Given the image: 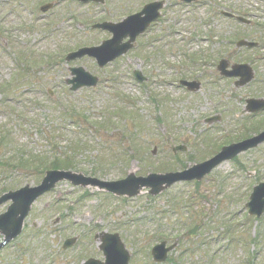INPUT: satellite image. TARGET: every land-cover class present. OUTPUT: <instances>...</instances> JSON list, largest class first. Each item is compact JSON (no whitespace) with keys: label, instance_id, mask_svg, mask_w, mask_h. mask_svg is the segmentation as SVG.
Listing matches in <instances>:
<instances>
[{"label":"rangeland","instance_id":"374dc122","mask_svg":"<svg viewBox=\"0 0 264 264\" xmlns=\"http://www.w3.org/2000/svg\"><path fill=\"white\" fill-rule=\"evenodd\" d=\"M49 1L52 8L41 13ZM151 1L0 2V195L37 185L58 160L77 174L117 181L130 172L181 171L264 130V112H244L248 98L264 97V0H164L156 24L113 64L65 62L70 50L110 37L92 24L121 19ZM228 11L250 25L222 15ZM239 38L259 46L240 50ZM30 52L47 63L31 68ZM222 58L252 66L253 82L236 88L234 79L220 77ZM76 66L99 84L70 91L69 68ZM134 70L147 81L137 83ZM181 80L200 88L188 92ZM212 116L219 120L206 123ZM176 146L186 150L173 153ZM263 181L264 143L223 162L202 182L178 183L157 197L144 190L116 199L61 182L30 208L21 236L0 251V264L102 260L94 238L101 232L118 234L129 264H155L150 250L161 241L175 245L163 264H264V213L255 220L245 205ZM192 222L198 232H191ZM70 238L74 244L62 249Z\"/></svg>","mask_w":264,"mask_h":264},{"label":"water","instance_id":"95a60500","mask_svg":"<svg viewBox=\"0 0 264 264\" xmlns=\"http://www.w3.org/2000/svg\"><path fill=\"white\" fill-rule=\"evenodd\" d=\"M86 2L89 0H79ZM91 1V0H90ZM102 1V0H93ZM189 1V0H187ZM162 6V3H152L146 5L143 10L138 14H133L125 18L119 24L103 23L95 25L96 28L105 29L113 34V38L109 41L103 42L99 47L82 48L75 53H71L66 57L67 61L72 59L81 58L84 55L96 58L100 67L107 64L109 61L125 53L132 48V43L135 41L139 34H142L148 27L151 21L158 17L157 11ZM46 8H42L45 11ZM128 41L122 43L124 39ZM245 45L247 47H253L255 44H249L245 42H239L238 46ZM228 63L221 61L218 69L221 75L228 77H240V80L236 83V86H243L252 79V72L247 66H232L231 71H227ZM71 74L75 75L71 81V90L76 91L81 87L94 86L97 83V79L86 73L82 68L71 69ZM140 82L143 78L139 73H135ZM188 90H196L199 84L185 83ZM264 109V100H248L247 112H257ZM215 119H209L208 122H212ZM264 143V132L260 133L256 137L245 140L243 142L232 144L225 147L214 156L205 162L195 164L191 168L183 170L181 172H169L164 174H148L146 177H136L133 173H128L127 176L119 181H100L95 178L85 177L82 174L73 173L70 171L52 170L47 171L38 186L29 187L25 186L17 191H11L3 194L0 197V204L10 201L11 204L5 209V212L0 214V235L2 241H0V250L17 238L22 231L23 222L27 217L32 204L38 199V197L51 191L58 183L62 181H68L74 186H80L83 188H95L99 192L104 191L111 193L116 197H134L141 193L143 189H149L148 193L152 196H156L162 193L165 189L169 188L173 184L181 181H200L207 176L215 167L222 162L232 159L238 154L245 152L249 149L255 148L258 144ZM184 148H177L175 150H182ZM248 212L250 215H255L257 218L262 215L264 211V183L254 187L252 194L249 197L247 203ZM100 239L99 249L103 254L104 261H98L96 259H89L82 264H128L129 255L125 250L120 238L116 234L102 233L96 238ZM74 240H67L64 243V248L71 247ZM165 243L155 245L152 249V257L156 262H164L166 254L172 248H165Z\"/></svg>","mask_w":264,"mask_h":264},{"label":"flooded vegetation","instance_id":"af4514ba","mask_svg":"<svg viewBox=\"0 0 264 264\" xmlns=\"http://www.w3.org/2000/svg\"><path fill=\"white\" fill-rule=\"evenodd\" d=\"M14 1L16 2V1H19V0H0V2H3V3H6V2L13 3ZM232 20L235 21L233 18H232Z\"/></svg>","mask_w":264,"mask_h":264},{"label":"trees","instance_id":"16d2710c","mask_svg":"<svg viewBox=\"0 0 264 264\" xmlns=\"http://www.w3.org/2000/svg\"><path fill=\"white\" fill-rule=\"evenodd\" d=\"M58 162H59V160L56 161V162H54L50 168H65V167H59V166H57L56 164H57ZM63 162H64V161H63Z\"/></svg>","mask_w":264,"mask_h":264}]
</instances>
